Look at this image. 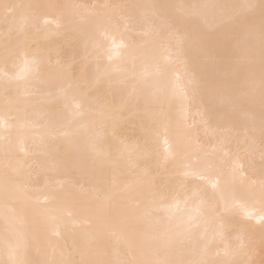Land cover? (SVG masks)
Instances as JSON below:
<instances>
[{
    "label": "bare ground",
    "instance_id": "bare-ground-1",
    "mask_svg": "<svg viewBox=\"0 0 264 264\" xmlns=\"http://www.w3.org/2000/svg\"><path fill=\"white\" fill-rule=\"evenodd\" d=\"M250 3L0 0V264L264 262Z\"/></svg>",
    "mask_w": 264,
    "mask_h": 264
},
{
    "label": "snow or ice",
    "instance_id": "snow-or-ice-1",
    "mask_svg": "<svg viewBox=\"0 0 264 264\" xmlns=\"http://www.w3.org/2000/svg\"><path fill=\"white\" fill-rule=\"evenodd\" d=\"M245 8L249 10H255L257 7L259 8L260 11V17H261V24H262V49H264V0H259V4H247L244 6ZM252 21V17H246L245 19H240L239 17L231 18L227 22L229 26L232 29H240L245 26H250ZM206 39V36L203 34H198L196 36L195 42L199 45L202 44L203 41ZM136 264H158V262L151 261V260H143V261H138ZM170 264H175V262H170ZM264 264V262H262Z\"/></svg>",
    "mask_w": 264,
    "mask_h": 264
}]
</instances>
